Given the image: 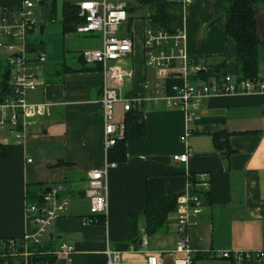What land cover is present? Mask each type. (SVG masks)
I'll return each mask as SVG.
<instances>
[{
    "label": "crops",
    "instance_id": "0c3cea01",
    "mask_svg": "<svg viewBox=\"0 0 264 264\" xmlns=\"http://www.w3.org/2000/svg\"><path fill=\"white\" fill-rule=\"evenodd\" d=\"M20 2L0 0V9ZM224 7V0H191L184 6V48L189 58L207 64L224 61L227 74L234 75L235 47L225 35ZM256 19L263 42L258 53L259 76L264 77V10L257 11ZM124 28L133 47L121 64L130 68L132 74L118 93L141 99L138 109L143 134L130 135L124 141V161L115 162L108 169L107 210L101 221L99 217L92 220L89 202L83 194L88 172L99 168L102 162L101 67L80 63L77 55L83 49L62 50V59L52 61L42 41L34 44L26 39L27 57L33 59L37 50H41L46 59L36 74L38 86L28 90L25 99L32 103L48 102L50 108L48 116L34 120L21 144H14L13 132L7 124L0 126V142L6 152V157L0 158V243L30 232L33 227L25 208L40 204L32 198L33 193L39 195L58 186L57 196L67 204L48 229L47 243L42 247L55 250L63 242L72 245L69 264H105L106 245L121 251L123 261L140 262L153 253L159 264H171L173 258L180 256L172 253L179 236L175 209L167 214L162 228L146 234L143 218L146 181L160 179L164 195L177 197L190 177L196 182L199 173H206L210 188L201 195L205 201L202 211L190 218L187 227L190 248L195 253L261 248L264 245V92L209 96L197 107L195 119L187 124L180 108H167L163 101L149 99V92L144 89L145 83L152 86L159 81L165 85L166 94H172L171 87L184 82L180 74L158 78L154 70L145 66L144 17L133 27L127 20ZM71 34L81 35L77 39L81 38L88 48L100 44L97 34L62 33L64 37ZM2 71L7 72L5 61L3 64L0 61V77ZM187 81L206 80L191 75ZM3 112L9 114V110L0 108V115ZM125 115L122 104L116 103L115 119L125 120ZM186 129L188 133L183 136ZM215 134L224 140L223 145L228 135L224 150L215 148L212 139ZM185 150L189 152L187 162L171 159ZM195 182H191L190 188L198 191ZM133 215L138 216L139 239L124 246L127 220ZM83 218L88 222L84 223ZM143 237L147 241L145 246L141 244ZM130 246L133 251H129ZM52 263L65 264V261L53 256Z\"/></svg>",
    "mask_w": 264,
    "mask_h": 264
},
{
    "label": "built area",
    "instance_id": "2783aa9c",
    "mask_svg": "<svg viewBox=\"0 0 264 264\" xmlns=\"http://www.w3.org/2000/svg\"><path fill=\"white\" fill-rule=\"evenodd\" d=\"M178 3L183 10L191 0H167ZM78 15L82 21L76 26L79 34H97L100 39L98 47L82 50L81 57L85 64H97L101 67L102 82L100 87V107L102 121V162L99 168L91 169L87 174L84 197L89 202V214L92 220L97 215L104 216L107 210V172L115 166L108 158L109 150L125 139V122L114 117L115 104L120 102L124 112L137 108L141 99L118 93L124 80L131 77L130 68L124 67L121 61L132 52L133 43L127 35L128 30L120 33V26L127 21V6L124 0H76ZM33 3L21 0L14 7L0 9V46L5 48L8 57L5 59L8 72L6 84L0 92V108L9 110L0 115V126L7 124L14 136V144H21L27 129L34 120L49 115L50 103L28 102L25 94L38 86L36 74L45 62V53L37 50L33 59L27 57L26 38L30 35L36 22L33 18ZM185 33L183 25L175 32L157 28L144 21L142 48L145 66L155 71L158 78H166L170 74H180L184 82L171 87L172 94H166L165 85L155 82L152 86L144 84L149 92L148 98L163 101L167 108H180L185 123L195 119V111L201 102L212 95H229L240 93L264 92V77L252 80H238L227 74L217 80L190 83L188 76L205 72V62L189 58L184 48ZM186 129L183 136H186ZM188 150L172 155L176 162H187ZM195 185L198 191H192L191 182L175 200V222L178 238L172 253L179 254L171 264H205L194 262L195 252L190 248L187 238V227L191 217L201 213L204 199L201 196L210 188L206 173H199ZM58 186L50 188L42 196L39 205L30 204L25 208L27 220L33 229L20 238L4 239L0 243V264H53L45 257H62L65 264L70 263V254L74 247L60 243L57 249L42 247L47 243L46 233L53 221L59 218L67 201L58 198ZM91 218H89L90 220ZM83 222L88 220L83 218ZM264 224V221H263ZM146 245V238L141 240ZM46 246V244H45ZM34 247V248H33ZM129 251H133L129 247ZM105 264H159L156 254L149 253L145 260L127 262L121 259V251L105 246L103 251ZM210 260H222L226 264H264V245L254 250H207L204 252ZM41 260V261H40Z\"/></svg>",
    "mask_w": 264,
    "mask_h": 264
},
{
    "label": "trees",
    "instance_id": "16d2710c",
    "mask_svg": "<svg viewBox=\"0 0 264 264\" xmlns=\"http://www.w3.org/2000/svg\"><path fill=\"white\" fill-rule=\"evenodd\" d=\"M138 6L149 7V14L144 17V21H148L151 25L157 28H162L170 32H175L182 25V8L178 3H171L167 0H134ZM225 7L223 17L225 22V35L234 43V76L238 80H252L256 81L259 76L260 66L258 61V53L262 47V39L257 30L256 13L259 9L264 10V0H224ZM54 4L52 1V11L50 15L54 14ZM133 8L127 6V12ZM82 21L78 15V8L73 0H63L61 6L60 23L62 26V33L68 34L75 32L76 26ZM82 52V51H81ZM81 52L77 55V60L83 63ZM206 61L205 58H202ZM205 72L193 75L196 78L207 80L209 77H214L217 80L224 78L227 75L226 63L221 61L217 64H207L205 62ZM8 72L2 71L0 77V92L6 84ZM141 111L137 108H132L125 115V139L130 136H141L143 134V124L140 121ZM228 137V135H226ZM227 137H225L226 144L220 140L219 134L213 135V143L217 150H224L227 147ZM124 141L113 146L108 153V158L112 162H122L125 159ZM228 151V150H227ZM6 157L3 144L0 142V158ZM193 183L194 178L190 177ZM193 191V190H192ZM196 191V190H195ZM41 194L33 193L32 198L37 202H42ZM146 205L143 212L145 221V233L152 234L162 228L166 223L167 214L174 209L176 196L167 197L163 193L162 182L160 179H149L145 185ZM206 194V193H203ZM99 221L103 219L102 216L97 215ZM137 215L129 216L127 220V241L124 244L136 243L139 239L137 232ZM44 260L52 262V257H45ZM210 259L206 253L196 252L193 261L205 263ZM41 261V260H40ZM219 264H226L225 262Z\"/></svg>",
    "mask_w": 264,
    "mask_h": 264
},
{
    "label": "rangeland",
    "instance_id": "374dc122",
    "mask_svg": "<svg viewBox=\"0 0 264 264\" xmlns=\"http://www.w3.org/2000/svg\"><path fill=\"white\" fill-rule=\"evenodd\" d=\"M33 3V18L36 22V26L33 30V33L28 35L27 42L34 44L43 42V49L47 53L49 59H54L52 61H59L62 59V50L72 49V50H84L88 47L84 45L82 39L76 34L62 35V26L60 23L61 17V6L63 0H54V16L50 18V10L52 9L53 0H30ZM76 0H73L75 3ZM129 7L133 9L128 12L127 20H130L131 27H133L135 22H138L143 17H146L149 14L150 10L147 6H138L134 0H124ZM40 24L42 29L40 31ZM124 25L120 26V33L124 32ZM94 42H98V39H95ZM86 47V48H85ZM69 52L65 53L66 59L68 58ZM8 57V54L5 48L0 46V61L3 64L5 59ZM69 60V59H67ZM224 261L222 260H209L207 264H219Z\"/></svg>",
    "mask_w": 264,
    "mask_h": 264
}]
</instances>
